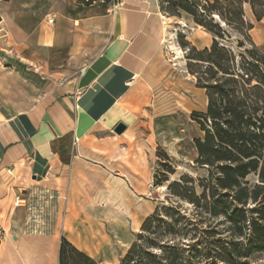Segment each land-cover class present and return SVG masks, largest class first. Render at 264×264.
<instances>
[{"label":"rangeland","instance_id":"obj_1","mask_svg":"<svg viewBox=\"0 0 264 264\" xmlns=\"http://www.w3.org/2000/svg\"><path fill=\"white\" fill-rule=\"evenodd\" d=\"M7 1L0 0V14ZM63 1L67 7L78 5L83 9L97 0ZM185 1L198 14L203 12V6H207L206 0ZM219 1L218 8L222 7L225 16L233 20L232 25L226 24L217 12L212 15L214 22H220L226 30L223 38L216 37L219 45L226 46L233 53V62L223 63L240 70L243 57L264 60V44L256 46L262 40L258 33L264 28V21L259 23L252 6L245 3L240 15L246 27L243 29L238 24L240 20L234 17L239 10L233 0ZM263 1L253 0L258 14L264 12ZM107 2L112 6L118 3L117 0ZM161 3L167 18V30L171 33L138 79L143 92L142 102L125 104L127 114L133 116L130 125L123 122L127 128L119 134L118 140L114 138L118 134L114 129L119 123L107 132L93 133L80 142L76 140L73 146L78 149V162L72 171L66 172V183L57 187L52 183H35L24 189L14 200L16 212L11 214L5 210L0 217V239L20 238L19 250L22 252L23 243L32 246V251L38 249V245L45 246L47 250L57 244L54 236L58 234L60 237L61 232L76 247L102 264H119L128 250V244L137 239L144 220L159 206L170 204L167 197L170 193L161 187L184 175L195 179L206 175L208 168L195 162L198 154L194 139L204 136L198 122L202 116L197 113L206 111L207 96L205 90L198 86L194 71L204 69L207 63L194 58L198 51L212 46L215 35L198 25L194 17L181 9L175 0H163ZM173 10L175 15L171 13ZM44 12L49 13L46 7ZM250 23L254 29L248 31ZM13 47L18 46L12 40L5 47L0 44V69L13 79L11 95L20 101L48 94L68 79L82 74L85 68L69 61L70 57L64 61L65 57L58 59L59 56L45 53L34 63L26 60L22 49L13 51ZM3 48H8V56ZM18 53H21L20 56ZM92 57L87 56L85 63ZM54 58L57 59L55 64ZM24 62L26 65L23 67ZM149 73L156 74L158 82L144 91L145 77ZM79 143H83L81 150ZM138 147H143L145 156ZM12 175L13 171H0L4 181L0 190L5 189ZM249 179L257 181L254 175ZM157 181L162 184L156 185ZM197 192H201L199 187ZM193 209L189 202L182 201V210L192 213ZM64 218L70 222V229L62 228ZM135 219L140 223L138 230ZM51 233L54 235H46ZM237 251L243 255L246 253L242 247H238ZM37 252L34 251V254ZM213 264L225 263L216 261ZM236 264H264V252H251L247 257L238 258Z\"/></svg>","mask_w":264,"mask_h":264},{"label":"crops","instance_id":"obj_2","mask_svg":"<svg viewBox=\"0 0 264 264\" xmlns=\"http://www.w3.org/2000/svg\"><path fill=\"white\" fill-rule=\"evenodd\" d=\"M107 1L97 0L82 9L67 7L63 0H8L0 14L3 47L12 40L18 46L12 50L22 49L26 60L34 63L45 53L65 57L64 61L70 57L69 61L85 67L82 74L48 94L24 101L11 95L13 79L0 69V171L16 170L0 190V217L5 210L16 212L14 200L29 185L66 183V172L72 171L79 157L74 142L107 132L120 122L129 126L133 116L127 114L125 104L142 102L138 79L166 38L167 19L160 0H117L114 6ZM263 21L264 17L258 22ZM47 34L52 35V47L44 46ZM258 35L262 40L254 44L260 47L263 27ZM8 51L4 50L7 56ZM90 55L92 59L85 63ZM78 148L82 149V143ZM3 183L0 176V188ZM62 228H66L63 222ZM59 233L53 244L54 264H58ZM19 244L20 238L0 239V264H50V249L38 245L37 254L30 250L27 257ZM38 255L44 260L35 261Z\"/></svg>","mask_w":264,"mask_h":264},{"label":"trees","instance_id":"obj_3","mask_svg":"<svg viewBox=\"0 0 264 264\" xmlns=\"http://www.w3.org/2000/svg\"><path fill=\"white\" fill-rule=\"evenodd\" d=\"M175 2L215 35L212 46L198 51L194 58L207 63L194 71L207 96L206 111L197 113L202 116L198 122L204 136L194 139V147L195 162L208 171L197 179L184 175L168 183L170 204L159 206L144 220L119 264H236L251 252H264V60L243 57L240 70L223 63L233 62V53L219 45L216 37L223 38L226 30L212 15L217 12L226 24L232 25L233 20L218 8L219 0H206L201 14L185 0ZM233 3L239 10L234 17L243 29L240 15L245 3L252 6L258 21L264 17V12H256L253 0ZM252 27L248 24V31ZM252 175L257 181L251 182ZM182 201L194 207L192 213L182 210ZM58 264L102 262L62 236Z\"/></svg>","mask_w":264,"mask_h":264},{"label":"bare ground","instance_id":"obj_4","mask_svg":"<svg viewBox=\"0 0 264 264\" xmlns=\"http://www.w3.org/2000/svg\"><path fill=\"white\" fill-rule=\"evenodd\" d=\"M167 19V18H166ZM168 19H170V18H168ZM169 21V20H168ZM170 22V21H169ZM169 33H171V32H169V29L167 30V32H166V38L168 37V35H169ZM170 37V36H169ZM165 38V39H166ZM53 44H54V42H53V39H52V35H49V34H47V36H46V38H45V40H44V46H47V47H52L53 46ZM172 47L174 48V49H176L175 48V44H173L172 45ZM178 52H180V54H182L183 53V51L182 50H180L179 49V51ZM177 52V53H178ZM38 67V66H37ZM145 79H146V85L143 87V90L144 91H146L147 89H148V87H153L157 82H158V76L156 75V74H153V73H149V74H147V76L145 77ZM136 135V134H135ZM119 137H120V135L119 134H116L115 135V140H118L119 139ZM82 145H83V143H82ZM138 145H140V144H138ZM139 149H140V153H142V155H144L145 156V154H146V152H145V150L143 149V147H138ZM127 152V151H126ZM143 156V157H144ZM144 159H145V157H144ZM55 164V163H54ZM54 167V166H53ZM58 168V167H57ZM55 171V170H54ZM13 174L15 175L16 174V170H14L13 171ZM47 176V175H46ZM24 188V187H23ZM163 190H167V186L166 185H163L162 187H161ZM24 190V189H23ZM138 219V218H137ZM139 220V219H138ZM135 223H136V226H137V230H138V228L140 227V223L135 219ZM63 224H64V226L65 227H67V229H70L71 228V224H70V222L68 221V220H64L63 221ZM54 238H55V242L58 240V238H59V235L58 234H56L55 236H54ZM74 243V242H73ZM131 244L132 243H129L128 244V246H127V248H129L130 246H131ZM74 245H76L75 243H74ZM77 246V245H76ZM79 248V247H78ZM21 249H23V252L25 253V255L28 257V256H31V251H30V249H28L26 246H23V248H21ZM80 249V248H79ZM34 251H38L37 249H35ZM49 257H50V264H54L53 263V261H54V258H55V256H54V246L52 245V247L50 248V251H49ZM34 258H35V261H37V262H41V261H43L44 260V258L42 257V256H34Z\"/></svg>","mask_w":264,"mask_h":264},{"label":"water","instance_id":"obj_5","mask_svg":"<svg viewBox=\"0 0 264 264\" xmlns=\"http://www.w3.org/2000/svg\"><path fill=\"white\" fill-rule=\"evenodd\" d=\"M127 128V125L123 122H120L114 129V131L118 134H121L125 131V129Z\"/></svg>","mask_w":264,"mask_h":264},{"label":"built area","instance_id":"obj_6","mask_svg":"<svg viewBox=\"0 0 264 264\" xmlns=\"http://www.w3.org/2000/svg\"><path fill=\"white\" fill-rule=\"evenodd\" d=\"M49 22H53V19H50Z\"/></svg>","mask_w":264,"mask_h":264}]
</instances>
